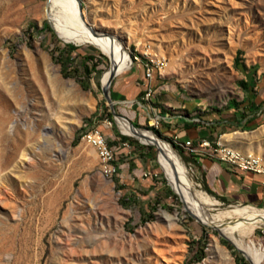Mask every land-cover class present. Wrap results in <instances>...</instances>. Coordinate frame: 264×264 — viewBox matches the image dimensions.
<instances>
[{
    "label": "rangeland",
    "instance_id": "rangeland-1",
    "mask_svg": "<svg viewBox=\"0 0 264 264\" xmlns=\"http://www.w3.org/2000/svg\"><path fill=\"white\" fill-rule=\"evenodd\" d=\"M79 1L86 25L120 38L131 56V68L113 83V100L118 80L135 72L144 78L139 66L156 65L155 77L146 80L148 97L127 99L116 112L132 116L138 128L162 132L195 191L218 202L212 213L263 210L208 193L189 157L200 143L191 141L188 149L175 136L182 129L177 117L200 126L234 112L236 104L249 108L255 87L264 88V0ZM51 3L0 0V264H65V224L75 230L76 216L104 206L124 217L117 230L108 219L106 230L125 256L106 264H203L211 255L210 264H226L220 253L237 264V250L218 230L184 213L157 148L122 133L103 93L110 59L92 45L62 39L48 18ZM86 125L100 127L118 148V176L104 175L96 151L83 140ZM121 136L135 144L120 148ZM253 236L264 249V227Z\"/></svg>",
    "mask_w": 264,
    "mask_h": 264
},
{
    "label": "bare ground",
    "instance_id": "bare-ground-1",
    "mask_svg": "<svg viewBox=\"0 0 264 264\" xmlns=\"http://www.w3.org/2000/svg\"><path fill=\"white\" fill-rule=\"evenodd\" d=\"M48 18L52 20L59 36L66 42L83 46L89 44L98 48L117 68L118 75L131 68L132 59L127 51L126 43L116 36L99 33L88 27L80 14L77 0H52ZM111 76L112 68L103 76V86L109 83ZM151 92L152 90H150ZM118 125L124 135L157 148L158 163L165 171L170 185L181 197L185 214L189 213L201 224L218 230L221 236L226 237L243 250L252 264L264 263V249L254 240L255 238L253 239L254 233L264 227V209L246 206L241 209L212 213V208L216 207L218 202L204 192L195 191L188 169L169 143L150 131H143L144 136L138 134L127 121L119 120ZM125 145L127 146V144ZM184 145L188 149L192 146L190 141ZM200 147L215 154L223 162L233 161L238 167H248V162H250L258 165L259 169H264V159L252 153H244L224 145L220 148L200 143ZM103 173L109 177L105 171ZM108 219L114 223L115 230L124 221V217L116 214L114 209L104 206L103 208H88L81 215L76 216L75 230L70 229L69 223L65 224L69 230L60 241L62 256L66 260L65 264H92L93 261L98 264H106L108 259L117 260V262L123 261L125 251L121 250L119 246L113 245V241L108 240V231L106 230L108 229ZM176 226V219L175 222L171 219L170 228L174 229ZM76 234L82 237H78ZM220 254L226 264H230L229 254ZM211 259H214L213 255L203 264H210Z\"/></svg>",
    "mask_w": 264,
    "mask_h": 264
},
{
    "label": "crops",
    "instance_id": "crops-1",
    "mask_svg": "<svg viewBox=\"0 0 264 264\" xmlns=\"http://www.w3.org/2000/svg\"><path fill=\"white\" fill-rule=\"evenodd\" d=\"M139 67L144 71L143 66ZM146 82L145 75L142 78L138 72L118 80L113 90L117 105L123 104L127 99L135 100L146 94ZM255 89L258 90V95L249 108L239 107V109L234 108L232 113L231 111L223 112L216 117L215 121L207 119L203 120L200 126H192L186 119L181 120V117H177L176 122L182 129L178 130L179 133L175 136L176 141L181 145L192 141L197 144L195 146H198L201 140H209L213 144L221 141L225 144L224 146L264 157V88L259 85ZM244 113L247 116L242 119ZM135 115L137 117V113ZM128 117L132 119V116ZM251 124L256 125L254 130L241 131L240 128ZM191 151L193 156H189L190 162L194 165L204 187L211 191L213 196L229 203L264 206V175L243 172L229 164L221 163L223 161L215 154L201 147Z\"/></svg>",
    "mask_w": 264,
    "mask_h": 264
},
{
    "label": "built area",
    "instance_id": "built-area-1",
    "mask_svg": "<svg viewBox=\"0 0 264 264\" xmlns=\"http://www.w3.org/2000/svg\"><path fill=\"white\" fill-rule=\"evenodd\" d=\"M159 66V62L157 67ZM144 71H145V78L147 81H152L155 71L156 65H147L143 64ZM151 86L147 88L146 97H148V91L150 90ZM109 124V123H108ZM85 132H83V140L89 144L94 150L96 151L102 165V171H105L109 177H115L119 175V166L116 164L117 161V150L115 146H112L109 143L108 137L104 134V132L100 129V127H95L91 125H86ZM198 143H204L205 146L208 145H215L219 146L220 148L225 145L221 141H217L216 144H213L209 140H201ZM123 147L120 145V148ZM119 148V149H120ZM233 154V153H232ZM224 164H229L233 167L238 168L243 172H252L255 174L264 175V169H259L258 165L251 164L248 162V167H238L233 161L230 162H221Z\"/></svg>",
    "mask_w": 264,
    "mask_h": 264
},
{
    "label": "water",
    "instance_id": "water-1",
    "mask_svg": "<svg viewBox=\"0 0 264 264\" xmlns=\"http://www.w3.org/2000/svg\"><path fill=\"white\" fill-rule=\"evenodd\" d=\"M79 11H80V14H82V4L80 3V1H79ZM82 17H83V16H82ZM68 43H71V42H68ZM73 44H74V43H73ZM111 68H112V76H111V79H110L109 83H108L106 86H103V93H104V97H105V99L107 100V102H108V104H109V106H110V108H111V110H112L114 116L116 117V123L118 124V121H119V120L127 121V122L130 123L131 127H132L134 130L137 131L138 134L144 136L143 131H149V130H145V129H141V128L136 127L135 124L132 123V122L128 119V117L124 116L123 114H119V113L116 112V105H117V103H116V101H114L113 98H112V87H113V83H114L116 77L118 76V72H117L118 70H117V68L113 65L112 62H111ZM150 132H152V133H154L156 136H158L155 132H153V131H150ZM158 137H159V136H158ZM159 138H160V137H159ZM220 234H221V233H220ZM222 238H224V239L227 240L229 243H231V244L234 246V248H235L239 253H241V254H242V255H243V256H244V257L250 262L249 257H247L246 253H245L243 250H241L240 248H238L233 242H231V241H230L229 239H227L226 237H223V236H222ZM250 263H251V262H250ZM251 264H252V263H251Z\"/></svg>",
    "mask_w": 264,
    "mask_h": 264
},
{
    "label": "trees",
    "instance_id": "trees-1",
    "mask_svg": "<svg viewBox=\"0 0 264 264\" xmlns=\"http://www.w3.org/2000/svg\"><path fill=\"white\" fill-rule=\"evenodd\" d=\"M68 49H70V50H74V51H76V50H78V48L76 47V46H74V45H72V44H68L67 46H66ZM156 74V73H155ZM155 74H154V77H155ZM145 75V74H144ZM244 87L245 88H247V85H244ZM250 105H252V104H250ZM235 107L237 108V109H239V104H236L235 105ZM106 110L108 111V108H106ZM246 114L244 113V114H242V119H245L246 118ZM109 117L111 118V119H113L112 118V114H109ZM251 121V120H250ZM189 126H187V128H188ZM151 131H153V132H155L157 135H159V136H162V132H160L158 129H156V128H154V127H150L149 128ZM121 139L124 141V142H130V143H133V144H135V142L134 141H132L130 138H128V137H124V136H121ZM180 143V142H179ZM178 149H180L181 150V146L180 145H175ZM206 189V191L208 192V193H210L211 195H213L212 193H211V191H209L207 188H205ZM129 198V197H128ZM222 201H224V202H227L226 200H223V199H221ZM129 201H130V199H129ZM125 203H126V201H124V205H125ZM224 244L229 248V249H231V250H234L235 248H234V246L231 244V243H229V242H224ZM234 253H235V255H236V257H237V264H248V262L245 260V258H243V257H241V254L238 252V251H234ZM201 259H199L198 261H200Z\"/></svg>",
    "mask_w": 264,
    "mask_h": 264
}]
</instances>
